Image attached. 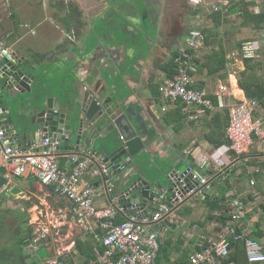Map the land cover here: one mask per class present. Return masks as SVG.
<instances>
[{"label":"crops","instance_id":"1","mask_svg":"<svg viewBox=\"0 0 264 264\" xmlns=\"http://www.w3.org/2000/svg\"><path fill=\"white\" fill-rule=\"evenodd\" d=\"M213 1H219L223 6H230L232 3V0ZM238 1L252 2L249 5L250 10L261 13L259 12V5H261L262 0ZM108 2L109 0H0V39H4L15 51L18 58L21 59V69L26 72L31 71L35 74L37 80L39 78L43 89L46 88L47 90L46 95L34 101L32 115L45 108L46 101L50 97L59 101L62 104L61 107H64L68 103L74 104L77 102V98H80V96L78 97V88L82 90L94 87L95 90L103 91L107 88V84L101 78L103 72H100L99 67L105 62H110L111 59L114 61V66L111 63L108 65L114 72L112 73L113 76L109 77L108 80L111 81L116 88L117 97L124 99L128 107L127 113L132 120V124L136 127L144 140L147 141L146 149L141 154L144 156L147 152H152L153 156L156 155L157 161L155 162L158 164V167L156 168V165L154 167H149L147 164V167L145 166V170H143V166L138 163V157H135L132 164L128 166V169L122 170L124 173L126 172L125 176H129L130 173L133 174L132 180L126 181L125 179L118 183V177L114 175L113 177L112 175L107 177V180L115 181L114 188L110 193L107 192L106 180L103 175L87 177L89 182L95 186L100 193L95 200V204L98 207L108 206L112 198L121 196L125 191H128L129 185L139 177L151 180L155 185L158 183L161 187L170 191L173 183L169 178V174L177 170L174 168L171 171V164H173V162L178 163V161H183L182 163H184L186 160H190V163L188 162L185 166L187 167L193 162L190 155V150L192 148L198 146L201 152L211 156L216 153L215 151L217 148L221 147V145L216 146L210 142L205 137V133L210 132V130L216 127L217 120L214 118L215 113L221 112L222 115H225V111L228 108L219 107L218 102L215 103L213 98L208 95L217 96L219 101V96L217 95L218 87L220 84H227L235 93L234 97L226 98L227 101L232 100L234 102H241L250 98L246 95L240 83L241 72L246 69L244 61L245 56L240 54L242 57L241 59L235 57V51H231L229 42H227L228 38H226L225 41L228 48L227 58L229 62L226 70L227 76L225 78H222L220 74L208 75L207 70H201L200 66L195 64L197 71L194 77L202 87L196 88L204 90L207 93L206 96L212 100L215 107H207L200 113L195 109L196 107L190 110L185 105L181 109V112L186 115V118L184 121H181L180 117L177 118L178 114L175 111L178 102H164L162 98V104L158 100L159 98L152 92L151 87L155 83L161 84L163 80L168 77L167 71L163 68V64L169 62L173 51L176 49L179 51L180 47L185 43L189 31L194 28H199L200 26H193L189 29L187 34L182 36V43L178 44L177 42L170 53L168 47H163L156 41L154 44H151L150 48L142 47V49H140V45L133 48L129 45L127 46V43L122 45V43L118 41V32L116 33V31L111 30L116 24L119 25L120 23L115 21V19H117L114 15L116 11ZM97 6H100L99 11L94 10ZM253 7H255V10ZM197 12H199L200 20L203 18L201 27H206L204 26L205 24H203L204 16L208 18L210 14L203 9H199ZM132 14L133 13H130L129 15ZM233 16H236V18L241 17V21L239 22L240 26L252 28L242 23L243 18L240 11L233 14L228 12L226 13L227 21L222 26V30L228 33L225 37L234 33L232 29L226 26L232 21ZM104 17H107L110 22L113 21V27H106ZM25 24H29L35 32L26 28ZM232 24L234 29L236 28L237 31L242 33L241 29L236 26L235 21ZM119 29H121V27ZM111 31H113V34ZM254 31H258V33L261 32L263 36L257 35L256 38L258 39L251 41L258 42L257 40L262 39L263 42H260V45L261 48H264V29H254ZM137 33L139 34L138 31ZM146 34L150 35L149 32L144 33L146 38L148 37ZM114 36H116V38H114ZM153 36L157 37V34L154 32L153 35L149 37L153 38ZM172 38L174 39V37ZM175 39L177 40L179 38ZM175 39L173 40L174 42ZM172 40H170V44ZM164 48H167V50ZM205 48L206 45L198 51V58L203 57L206 52ZM261 48L258 50L259 56L254 58L264 60V58H262ZM166 56L168 57L165 58ZM261 73L264 78V67ZM31 95L28 93L20 94V103L22 98ZM2 103L5 107L8 105L4 102ZM8 106L9 112L6 115L7 124L10 132L14 134L17 133L18 129L16 125L17 108H15L16 105H12V108L10 105ZM164 106L165 110L163 109ZM11 116L14 121L13 126H11L9 121ZM31 116L28 120L29 124L32 120ZM255 116L264 118V107L260 102ZM219 122H224V126L228 128L229 124L227 125L226 120L222 121V119H220ZM35 128L36 126H33V129ZM109 136L114 138L121 137L117 129L110 132L108 137ZM19 140H23V135L20 133L16 135L15 142L17 147L23 149L29 148L30 145L34 143L29 136L23 142ZM222 145H228V143ZM154 147L155 150L153 151ZM87 152L91 154L93 151L91 149L87 150ZM221 157L226 164L221 169H209V173L212 174L210 178L213 179V181L211 184L212 188L208 193L216 191L223 179L227 177L230 178L231 186L228 188V191L230 190L229 193L236 192L237 196L235 197L241 195V199L247 204L244 217L242 220L236 222V226L242 227V232L248 231L250 236L253 235V238L264 243V139L254 137L252 145L244 154L238 155L233 151H229L224 153ZM184 159L186 160L184 161ZM57 160L63 168L72 169L76 166V163L72 162L70 156L67 155L60 154ZM96 160L98 163H102V160L98 159V157ZM158 170L167 174V178L171 183V189L165 188L163 185L164 183L157 178L156 172ZM10 179V184L7 187H3L2 192H0V195L3 193L6 194V197H2L0 201V215H2L4 219L7 218L5 216L6 212L15 206L13 203V198L15 196L16 198L19 196H24L25 198H23L25 204L24 211L22 212L19 210L21 213L19 217H17L22 222L29 221V209L33 206V203H38V199H42L40 194L41 190L44 191L45 194L49 192L53 195L63 197L55 191L53 185H44L39 179L31 175H12ZM252 179H254V184L251 183ZM15 186L20 189V192L7 195L6 191ZM198 200L201 201V199ZM122 201L127 202L123 198ZM66 203L72 204L69 200H67ZM202 204L205 206L203 202ZM180 207H182V205ZM175 211H178V209ZM71 212H73V210ZM25 214H27L26 218H28L26 221L22 220V216ZM72 214L74 217V213ZM166 224L168 223L166 222ZM21 226V224H18L16 227L15 234L17 237H19L21 232L26 231V228L22 229ZM169 226L175 229L173 225ZM211 226L213 227V232L208 235L217 239L221 238L224 229L222 232L217 230L219 224L216 222H213ZM99 231V229L95 230V232ZM7 236V239L11 238L10 235L7 234ZM33 236L34 237L31 239H27V243L24 245L23 249H21L18 243L23 258L21 260L22 264H48V258L52 259L53 251L49 249L46 244H42L38 250L40 251L42 247H46L48 257L40 258L39 251L34 249L37 250L36 258H34L31 263H27L28 261L26 260L32 258V255L34 256V254L26 252V247L34 243L35 235L33 234ZM83 238L86 240L93 239L95 242H99V245H96L94 250L96 247H101V242L94 237V233L86 234L84 232ZM16 240V238H13V242ZM197 241L199 242V239ZM75 245L76 244H74V247L68 253V258L58 255L55 256V258L63 264H65L64 261L70 264H78L77 259L83 258L75 254ZM3 249V244H0V252ZM94 258L90 259V264H93ZM225 258H222L221 261L224 262L223 259ZM83 262L86 264L85 259H83Z\"/></svg>","mask_w":264,"mask_h":264},{"label":"built area","instance_id":"2","mask_svg":"<svg viewBox=\"0 0 264 264\" xmlns=\"http://www.w3.org/2000/svg\"><path fill=\"white\" fill-rule=\"evenodd\" d=\"M200 9L208 14L222 11L226 13L228 6H223L213 0H191ZM32 32V27L25 24ZM258 44V43H257ZM205 45V34L200 28L191 29L185 43L180 47L174 57L176 75L166 77L160 84L159 90L164 102L177 103L181 101L191 110L197 109L202 113L205 108H214L215 105L204 90L195 88V73L197 67L194 56ZM259 45L254 41L244 44L245 57H258ZM21 59L4 40L0 39V74H10L14 65H19ZM20 81L26 82L25 75ZM19 82L15 84L18 88ZM217 95L218 106L229 109L230 122L227 134L230 144L216 149L214 155L201 152L196 146L190 150L192 164L185 167L183 172L171 173L172 189L167 191L160 188L150 195L146 204L139 202H124L121 196L111 199L106 207H98L95 200L100 195L86 175L97 177L108 174L107 165L95 164L88 156L75 154L71 161L77 163L72 169L63 168L58 162V142L46 132L41 133L38 140L23 149L16 146V138L10 132L7 124L9 110L0 100V167L7 169V177L31 175L39 179L44 185H53L55 191L72 203V210L76 223L86 233H94V237L101 242L102 249L96 247L93 264H160L158 261L161 244L163 243V229L166 222L170 225L168 217L179 204L186 199H202L211 190L209 173L210 168L221 169L226 163L221 156L233 151L238 155L248 151L254 137L264 139V118L256 117L255 113L259 102L255 98L234 102L228 97H234L233 89L227 84H220ZM165 110V106L163 107ZM79 162V163H78ZM254 184V179L251 180ZM115 183L106 180V189L110 193ZM1 201V196H0ZM231 222L224 228L221 238L201 235L199 244H206L197 249L190 256V264H236L235 262H222V258L229 255L231 241L230 235L235 239H244L247 250L248 264H264V243L251 238L248 231L238 234L236 222L242 220L247 204L241 195L230 199ZM182 204V205H183ZM179 209V208H178ZM217 213V212H216ZM120 221H117L118 218ZM95 226V227H94ZM177 226V224H176ZM99 229V232H95ZM45 236V235H43ZM47 236V235H46ZM34 239V243L39 242ZM32 248H37L31 244ZM48 264H63L57 258L49 259Z\"/></svg>","mask_w":264,"mask_h":264},{"label":"water","instance_id":"3","mask_svg":"<svg viewBox=\"0 0 264 264\" xmlns=\"http://www.w3.org/2000/svg\"><path fill=\"white\" fill-rule=\"evenodd\" d=\"M125 26L124 23L116 24L113 29L117 30L120 27L122 29ZM111 33L113 34V31ZM109 63L114 66V61L111 59L110 62H105L99 67L100 72H103L101 78L107 84L106 89L99 91L92 87L90 89H82V91L78 88V97L80 96V98H77V102L74 104L68 103L64 107H61L62 104L59 101L50 97L46 101V107L34 115H32L34 101L47 93L46 88L43 89V86H41L39 78L37 80L36 75L31 71H23L20 67L21 62L19 65H14L9 71V73L13 74L12 78H10V74H0V78L4 80L2 88L8 92L9 98L12 99L11 102L17 108L16 125L18 129L17 133H14L15 138L20 133L23 135V140L19 141L23 142L29 136L35 142L41 133L46 132L58 142V156L61 154L71 157L78 154L84 157L88 156L87 150L92 149L93 152H91L90 157L93 162L98 164L96 160L98 157V159L102 160V163L107 165L108 174H103L105 180L110 175L112 177L114 175L119 178L118 183H120L125 179L126 181L132 180L133 174L130 173L129 176H125L126 172L124 173L122 170H127L134 158L143 153L146 149L147 141L144 140L132 124L124 99L117 97L116 88L108 80L114 73L108 67ZM22 75H25L26 82L20 81ZM17 82H19L18 88L15 87ZM1 93L0 91V96ZM26 93L32 95L22 98L20 103V94ZM6 108L9 110L8 105ZM30 116L32 120L29 124ZM9 121L11 126H13L12 116ZM33 126H36V128L33 129ZM114 129L119 131L120 138L108 137L109 133ZM177 172V170H174L171 173ZM7 173L5 167H0V192H2L3 187H7L10 184L11 179L6 176ZM212 181L213 179H210L211 184ZM160 188H163L160 184L156 183L155 185L151 180L139 177L129 185L128 191H125L121 197L129 203L139 202L140 204H146L150 195L159 191ZM19 192L20 189L16 186L6 191L7 195ZM187 200L189 198L184 203ZM182 204H179L173 211ZM39 257H48L46 247L41 248Z\"/></svg>","mask_w":264,"mask_h":264},{"label":"trees","instance_id":"4","mask_svg":"<svg viewBox=\"0 0 264 264\" xmlns=\"http://www.w3.org/2000/svg\"><path fill=\"white\" fill-rule=\"evenodd\" d=\"M251 3L252 2H240L238 0H232V3L230 6H228V11L226 13L230 12V14H233L240 11L243 18L242 23L245 26H250L255 30H261L264 24V13H256L250 10L249 5ZM226 13H223L222 11L212 12L210 16H208V18L212 21V24L203 28L199 27L205 34L206 52L202 58H198L197 54L194 56V62L196 65L198 64V66H200L201 70H207L208 75L220 74L222 78L227 76L226 70L229 62V59L227 58L228 48L225 41V35L228 33L222 30V26L227 21ZM251 40L254 39L245 38L237 43L238 49L242 56L244 55V44ZM177 53L178 49L172 52L169 62L167 64H163V68L167 71L168 77H174L176 75L177 69L174 62V57ZM244 61L246 64V69L241 72L240 77L242 88L248 97L256 98L264 107V78L263 74L261 73V70L264 67V60L254 57H245ZM193 86L195 88H202L199 83H195ZM159 87L160 83H155L151 88L152 92L162 103L161 99L163 97ZM208 96L213 98L215 103L218 102L217 96L211 94ZM183 106H185V103L178 101V106L175 109L176 113L178 114L177 118L180 117L181 121H184L186 118V115L181 112ZM207 111L210 112L209 110ZM225 112V115H222L221 112L215 113L214 118L217 120L215 125L216 127L213 130H210V132L205 133V137L216 146H223L222 144H229L231 142L227 137V128L224 126V122H219L220 119H222V121L226 120L227 125L229 124L230 119L228 109ZM188 162H190V160H188ZM230 186V178L227 177L221 181L219 188L216 191L207 193L204 198L201 199L207 209L205 216L202 219L200 218L198 220H192L190 225L194 226L198 224V226L201 228H205L207 225L216 222L219 224V228L217 230L222 232L223 229L231 222L232 217L231 207H229L227 202L237 196L236 192L229 193L230 190L228 191V188ZM4 194L5 193L0 195L1 198ZM178 210H180V208ZM191 212L192 209H187L186 211L188 214ZM26 217L27 214L23 215L22 220H28ZM120 220L121 218L119 217L117 221ZM236 231L238 234H241L242 227L236 226ZM33 237V230L29 227L26 229V231L21 232L18 237V243L20 244L21 249H23L24 245H26L27 239L29 240ZM250 237L253 238V235ZM228 239L231 241L232 245L229 255L223 259V261H233L236 264H248L247 250L244 239H235L234 235H230ZM185 243L186 240L182 236L176 241H174L171 236L165 237L163 243L161 244L158 258L160 264H190V256L192 253L197 249H201L202 246L206 244V241L203 244H199L198 241L192 240L191 246H186ZM75 244V254L85 259L86 264H90V259L95 257L94 247L99 245V242H95L93 239L86 240L81 237L77 239ZM100 248L102 249L103 247L101 246ZM4 257L5 255H0V262L4 260ZM64 263L70 264L67 263V261H64Z\"/></svg>","mask_w":264,"mask_h":264},{"label":"rangeland","instance_id":"5","mask_svg":"<svg viewBox=\"0 0 264 264\" xmlns=\"http://www.w3.org/2000/svg\"><path fill=\"white\" fill-rule=\"evenodd\" d=\"M217 3H219V1ZM253 9L255 10V7H253ZM181 11L187 14L186 15L188 18L187 20L189 21L188 22L189 24H187V27L183 30L176 31V33H173L172 35H170V33L169 34L167 33V30H168L167 28H164L163 30L164 40H168L169 37L170 38L174 37V39L176 37L179 38L177 40L175 39V42L173 41L174 40L173 38H172L173 40L171 39L172 40L171 44L173 45L170 44L169 53L171 52L173 47L177 44V42L178 44L182 43V36L184 34L186 35L189 29H191L193 26H198V25L200 27L202 26L203 18H201L200 22H197L196 18L193 19V16L191 15L192 13L189 12V10L183 9V6H182ZM175 18L177 19V16L169 17L168 20H170V22L173 23V19ZM115 21H117L118 23L121 20L117 18L115 19ZM137 21H139V16L137 17ZM150 21L151 20H149V22ZM234 21L236 22V26L241 29L242 33L237 31L236 28L235 29L233 28L232 23H234ZM240 21H241V17L236 18V16H233L232 21L229 22L226 26L229 29H232L234 33L229 34L228 37H225V39L228 38L227 42H229L231 51H235L234 55L235 57L239 59L242 58L240 55L239 49H238V44H237L240 40L245 39V38L256 40L258 39L256 38L257 35L263 36L261 32L258 33V31H254V29L252 28L250 29L247 27L240 26L239 24ZM203 24H205L204 26H207V25L210 26L212 22L209 18H205L204 16ZM132 26L133 25H129V29L131 31H134L135 29H133ZM111 30H114V29H111ZM179 33H181L182 36ZM150 35H153V34L150 33ZM138 37L140 39L139 34H138ZM257 41L258 42L256 41L254 42L256 43V45H259V48H261L260 44L263 42L262 39L257 40ZM139 45H141V43H139ZM261 51H262V58H264V48H261ZM167 57L168 56H166L165 58ZM195 80H196V83H198L197 79ZM3 84H4V80L0 78V91L2 92L0 99L5 104L10 105L12 108V105L13 106L15 105L13 104V102H11L12 99L9 98L8 92L2 88ZM154 150H155V147L153 148V151ZM145 155L143 156V154H141L138 156V160H139L138 163L143 166V170H145V166L147 164L151 167H154L156 165V168H157L158 164L155 162L157 161L156 155L153 156L152 152L151 153L147 152ZM185 160L186 159H184V161ZM182 162L183 161H178V163L173 162V164H171L172 166L171 171L175 168L179 172H183L185 169V166L188 164V161L186 160L184 163ZM156 176L161 182L164 183L163 185L165 188L171 189V186H170L171 183H170V180L167 178V174H165L161 170H158L156 172ZM87 177H91V176L87 174L86 178ZM46 193L47 194H45V192L41 190L40 194H41L42 199H38V203L37 204L33 203V206L29 209V215H30L29 221L22 222L17 218L19 217V214L21 213L19 212V210L23 212L25 208V204L23 202L24 196H19L17 198L15 196L13 198V203L15 206H13V208H10V210L7 211L6 214L4 213L7 218L4 219L2 216H0V244H3V248H4L0 252V255H5V257L3 258L4 260L0 262V264H22V261H21L23 259L22 253L19 249L18 237L15 234L16 227L18 224L22 225L21 226L22 229H25V228L27 229V227L31 228L33 230V234L35 235V238L40 239L38 243L36 244L33 243L34 245L37 246V248H31L30 244L26 247L27 253L34 254V256L32 255V258H29L28 260H26L28 261L27 263H31L34 260V258H36L37 250L40 248V246H42V244H46V246H48L49 249L53 251L52 253L53 256L51 257L52 259H54L55 256L57 255L68 258L67 255L71 251V249L74 247L75 241H77L78 238L83 237L85 231L74 220V217L72 214L73 212H71L73 208L71 207L72 204L66 203L67 200L59 195H53L49 192H46ZM4 195L3 197L5 198L6 194ZM187 209H192V212L190 214L186 213ZM206 210H207L206 207L203 206L202 202L199 201L198 199L191 198L187 200L185 204H183L182 207H180V210L173 212L168 217V221H170L171 223L170 225H173L175 229L170 227L168 224H165L166 230L163 229V233H164L163 236L165 235L164 238L171 236L173 240L176 241L182 236L186 240L185 245L191 246L192 240L197 241L201 235L207 236V233L211 234L213 232V227L211 226V224L207 225L205 228H201L200 226H198V224H196L197 226L190 225L192 220H198L204 217L206 214ZM174 224H177L178 226L176 227L174 226ZM7 234L11 236L10 239H7L8 237ZM43 235H45V237ZM13 238H16L17 240L13 242ZM34 249H37V250H34ZM77 263L84 264L83 259H77Z\"/></svg>","mask_w":264,"mask_h":264},{"label":"flooded vegetation","instance_id":"6","mask_svg":"<svg viewBox=\"0 0 264 264\" xmlns=\"http://www.w3.org/2000/svg\"><path fill=\"white\" fill-rule=\"evenodd\" d=\"M108 3L114 7L116 11L114 14L115 17L121 20L118 23H124L126 25L122 29L118 28L116 30L119 37L118 41H120L122 45L127 43V46L129 45L133 48L139 46V43H141L140 49H142V47L150 48L151 44H154L156 41L163 47L166 46L169 49L172 37H169L168 40L163 39L164 28H167V33L172 35L176 33V31L185 29L187 24H189L186 16L187 14L181 11L182 6L183 9L189 10V12L192 13L193 19L196 18L197 22L201 21L199 12H197L200 8L193 4L191 0H109ZM94 10L99 11L100 6L95 7ZM259 12L264 13V0L261 1ZM130 13L133 14L129 15ZM138 16L139 21H137ZM174 16H177V19H173L172 23L168 19ZM104 18L106 27H113V21L110 22L107 17ZM149 20L151 21L149 22ZM129 25H133L132 28L135 30L131 31ZM137 31L139 32L140 39ZM148 32L152 34L155 32L157 37L153 36L152 38L149 37V34H146L148 35L146 38L144 33ZM179 34L182 36L181 33ZM164 49L167 50V48Z\"/></svg>","mask_w":264,"mask_h":264}]
</instances>
